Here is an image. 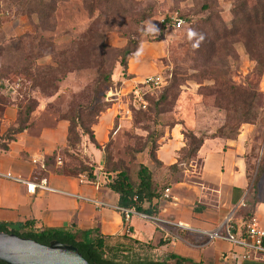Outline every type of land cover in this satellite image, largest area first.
Here are the masks:
<instances>
[{
  "label": "crops",
  "instance_id": "crops-1",
  "mask_svg": "<svg viewBox=\"0 0 264 264\" xmlns=\"http://www.w3.org/2000/svg\"><path fill=\"white\" fill-rule=\"evenodd\" d=\"M2 16L1 13L0 42L8 36H20L33 30L25 16L12 20H2ZM164 53L160 42H142L136 56L128 60L127 73L130 77H122L121 67L114 70L113 80L121 81L120 93L92 125L99 145L103 146L109 139L115 119L123 112L127 92L142 78L160 70L158 59ZM16 118L15 104L3 105L0 111V135ZM68 126V120L60 119L53 126L40 128L36 132L26 129L15 135L7 150L0 148V173L9 172L34 183L45 177L48 185L54 189L35 187L28 191L25 183L0 176V223L32 221L33 226L39 229H69L88 237L99 234L107 246L136 240L135 246L140 243L143 250L156 255L157 258L152 259L157 260L174 254L201 264H264V255L243 258V247L223 239L210 238L207 234L214 231L233 210L236 234H241L242 221L238 214L241 206L238 204L244 201L251 184L246 173V154L247 141L254 131L253 124H242L233 137H206L196 155V160L200 161L198 171L193 162L188 166L181 165L184 166L180 173L182 180L170 183V197L166 198L163 193L161 197H154L151 203H144V207L155 205V216L160 220L152 221L133 215L127 222L128 231L118 210L113 207L98 209L93 203L75 196H88L119 205L118 194L108 187V182L101 176L96 173L94 180L81 181L82 176L59 174L45 165L46 159L55 150L66 145ZM182 128L181 123L173 124L164 130L159 139L156 157L162 166L156 167L147 156L141 161L153 172L155 186L159 189L171 178L166 166L177 162L178 151L185 145ZM81 149L96 163V168H100L102 151L87 136L81 138ZM40 162L44 163V168L40 167ZM257 187L258 202L254 216L264 231V173ZM234 188L243 192L236 203L232 201Z\"/></svg>",
  "mask_w": 264,
  "mask_h": 264
},
{
  "label": "rangeland",
  "instance_id": "rangeland-1",
  "mask_svg": "<svg viewBox=\"0 0 264 264\" xmlns=\"http://www.w3.org/2000/svg\"><path fill=\"white\" fill-rule=\"evenodd\" d=\"M7 1L0 0V14L9 13L8 16L3 15L2 20H12L21 15L29 19L25 14L16 15L15 6H7ZM204 3H208L210 8L204 9ZM232 4L233 0H94V10L90 16L84 0L60 3L52 17L53 28L35 31L33 20H29L33 30L23 32L18 36L19 41L6 43L0 53V77L5 84L2 100L11 101L16 107L20 106L23 118L25 105L30 104L33 110L28 118V129L34 132L53 126L63 117L72 115L77 104L82 102L85 88L95 77L93 68L73 70L61 78L55 70V79L49 83H41L40 80L35 82L25 76L10 73L14 65L25 60L57 68L53 60L54 53L42 56L36 53L39 36L45 40L52 39L54 48L61 49L68 45L71 35L79 34L93 21L95 30L104 33V41L110 47L106 53V63L112 67V73L121 67L119 51L129 38L137 37L140 45L142 42H160L165 53L158 59L161 66L158 72L165 77L166 83L146 94L147 103L144 108L134 101L132 95H126L122 114L115 119L107 142L99 148L103 156L101 166L95 168V173L107 182L116 176V171H105L106 152L108 168H125L131 179L135 180L138 163L146 156L149 157L147 150L143 149L149 133L156 136L169 128L174 121H180L182 126L191 129L196 135L212 133L223 126L219 133L232 137L234 127L238 121L244 119L240 111H236L233 106L226 108L220 103L219 107L214 103L213 93L208 94L212 90L211 88L208 91L213 84L212 79L191 76L199 74L201 62V59L195 60V23L209 16L215 17L213 15L216 14L217 20L213 21L218 23L221 19L229 26ZM144 13H150V16L140 24L137 23V19ZM169 16L180 17L182 24L179 27L166 28L162 21ZM155 36L159 37L158 41L153 40ZM21 46L25 50L24 53L17 51V47ZM216 56L218 64L212 66L215 72L225 70L226 77L232 84L257 92L253 101L256 117L251 120L253 123H249L254 125V131L247 141V147L249 156L263 158L264 165V69L259 72L255 70L254 60L246 53L242 40L237 38H233L229 48L221 50ZM175 77L184 79L173 87ZM161 95L165 97L162 101ZM83 159L85 160V156L81 146L60 149L55 160L50 161V168L55 169L63 163L77 167ZM87 161L92 162L89 158ZM250 161L253 166L255 160L250 158ZM192 162L198 171L200 161L194 158ZM254 175L253 168L251 178ZM84 176L86 178V173L82 177ZM135 249L140 257L157 258L139 245Z\"/></svg>",
  "mask_w": 264,
  "mask_h": 264
},
{
  "label": "trees",
  "instance_id": "trees-1",
  "mask_svg": "<svg viewBox=\"0 0 264 264\" xmlns=\"http://www.w3.org/2000/svg\"><path fill=\"white\" fill-rule=\"evenodd\" d=\"M68 1L70 0H8L6 5H14L16 15L25 14L29 17V20H33L34 30L37 31L53 28L52 17L56 13L59 4ZM84 1L88 5V12L91 16L94 10V0ZM202 7L204 9L210 8L208 3H204ZM231 14L232 18L230 19L229 26L221 19L218 20V23L217 21H213V19H216L218 16L216 14L213 15L215 17L209 16L195 23L194 37L197 39L195 40L197 43L194 47L196 55L195 60L198 61L201 59V62L199 63V74L195 73L191 76L212 79L213 84L207 88L208 91L212 88L208 94L213 93L214 103L219 107L221 106L220 103L224 104L226 108H231L233 106L236 111H240V114L244 116V119L238 121L234 130L231 132L235 136L239 132V127L242 123H253L251 120L256 117V113L253 112V101L257 92L254 89L250 90L232 84L227 79L225 70L217 73L212 69V66L218 64L216 55L221 50H227L233 38H237V40H242L246 53L254 60L255 70L259 72L264 69V0H233ZM149 16L150 13L142 14L137 19V23L140 24ZM153 38L154 41L159 40L158 36ZM13 40L19 41L20 37L16 35L8 36L5 40L0 42V53L4 50L6 43ZM139 45L140 42L138 38L131 37L119 51V65L121 66L122 77L124 78L130 77L127 73L128 60L136 56ZM54 46L55 43L52 39L45 40L42 36H39L36 43V53L38 56L54 53L53 60L57 68L49 64H33L25 60L23 63L14 65L10 73L25 76L35 82L40 80L41 83H49L55 79V70L59 72L61 78L65 77L68 72L73 70L93 68L95 70V77L85 88L82 102L77 104L72 115L62 118L68 120L69 126L66 145L59 148V150L70 147L73 148L75 146L80 147L82 136H87L97 148H101V145H99L95 139L92 125L97 121L100 113L111 106L113 102V99L107 96V91L118 88L121 84V81L113 80L112 67L108 66L106 63V53L110 47L104 41V33L95 30V24L92 21L82 32L77 35H71V39L67 46L61 49H55ZM17 51L21 53L25 52L23 46L17 47ZM221 64H223V62H221ZM183 79L184 78L175 77L173 80V87L180 84ZM4 88L5 84L2 83L0 77V111L3 105L12 103L11 101L5 102L2 100ZM202 94L206 95L207 93ZM164 98V95L160 96L161 101ZM32 110L33 107L30 104H26L23 110L25 117L23 118L22 109L20 106H17V118L15 122L0 135L1 149L7 150L9 142L15 139V135L28 129V118ZM176 123L181 122L174 121L169 127ZM222 127L212 133L196 135L191 129H187L183 126L182 134L185 145L178 151L177 162L166 166L171 174V178L167 180L160 189L155 186L153 172L144 163H138L136 179L132 180L127 169L108 168L107 154L105 152V171L109 172L113 170L117 172L116 176L108 182V187L118 194L119 206L133 207L136 211L155 215V205L149 204L147 207H144V203H151L154 197H161L165 188H168L171 182L182 180V177L178 176V174L180 175L184 166H188V164L196 158L197 152L206 137H231L229 135L227 136L225 133H219ZM163 134L164 131L156 136H152L151 133H149L147 143L143 147V149L147 150V155L154 162L156 167L162 166L161 162L156 157V150L160 144L159 139ZM57 151L58 150H55L53 154L46 159L45 165L47 167L52 165L50 161L55 160ZM84 156L85 160L83 159L80 161L77 167H71L63 163L60 167L51 169L59 174L76 177H81L86 173L87 179L94 180L96 178L95 168L97 165L93 161L88 162V157L86 155ZM250 158L255 160L253 166ZM246 163V173L251 179V184L247 196L244 199V206L238 209V214L242 222H248L254 216L255 206L258 202L257 184L264 173L263 158L258 159L256 155L250 157L249 151H247ZM253 168L255 175L251 178L250 174ZM242 193L240 189H233V203L238 201ZM194 209L196 210V207H194ZM0 231L13 232L23 237L33 238L41 243H49L51 240H58L62 243L72 244L77 247L78 251L89 262L97 264H201L174 254H169L164 260L140 257L136 254L135 248L141 245L139 243L135 246L136 240L129 241V243L126 244L117 243L113 246H107L104 238L99 234L88 237L87 234L81 235L69 229H39L33 226L32 221L15 224L0 223ZM241 234H245V226L241 228ZM171 260L173 263L170 262ZM0 264L6 263L0 261Z\"/></svg>",
  "mask_w": 264,
  "mask_h": 264
},
{
  "label": "built area",
  "instance_id": "built-area-1",
  "mask_svg": "<svg viewBox=\"0 0 264 264\" xmlns=\"http://www.w3.org/2000/svg\"><path fill=\"white\" fill-rule=\"evenodd\" d=\"M2 15L8 16L9 13L5 12L2 13ZM162 22H164V26L166 28L171 27H179L183 20L178 16H169L168 19H164ZM166 83L165 77L162 75V73H154L145 76L142 78L139 82H137L131 89L127 92V95H132L135 102L139 104V106H142L143 108L146 107V94L156 88L162 87ZM111 91V92H110ZM120 93L119 88L110 89L107 91V96L110 99H113ZM112 94V95H111ZM36 162V160H33ZM39 162V161H38ZM41 168H44V163H39ZM1 177H5L7 179L25 183L27 190L32 191L35 187H40L42 189L46 190H54L52 187L48 185L47 179L45 177H42L37 183L27 181L26 179L22 178L19 175H14L12 173H0ZM83 181L87 178L82 177ZM76 197L89 201L95 205L98 209L102 207H113L114 209L118 210L125 222L126 225V231H128L127 222L130 220V218L133 215H137L144 219H149L152 221H159L160 219L156 217L155 215H149L143 212L136 211L133 207H123L119 205H111L109 203H106L104 201L98 200L96 198L83 196V195H75ZM164 196L170 197L169 195V188H165L164 190ZM238 206H244V201H240ZM245 226V234H236V222H235V211L229 212L225 218L223 219L222 223L211 232H207L208 236L210 238H217V239H223L226 240L234 245L241 246L245 249V253L243 255V258L250 259V258H257V255H264V231L259 227L257 219L255 216H253L248 222H240V227L242 228Z\"/></svg>",
  "mask_w": 264,
  "mask_h": 264
},
{
  "label": "water",
  "instance_id": "water-1",
  "mask_svg": "<svg viewBox=\"0 0 264 264\" xmlns=\"http://www.w3.org/2000/svg\"><path fill=\"white\" fill-rule=\"evenodd\" d=\"M0 261L6 264H97L89 262L72 244L41 243L13 232L0 231Z\"/></svg>",
  "mask_w": 264,
  "mask_h": 264
}]
</instances>
